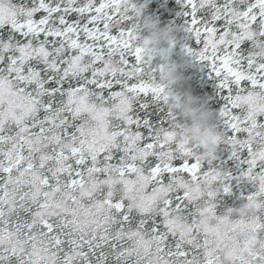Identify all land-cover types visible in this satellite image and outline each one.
Returning a JSON list of instances; mask_svg holds the SVG:
<instances>
[{"label":"snow or ice","instance_id":"obj_1","mask_svg":"<svg viewBox=\"0 0 264 264\" xmlns=\"http://www.w3.org/2000/svg\"><path fill=\"white\" fill-rule=\"evenodd\" d=\"M178 2L211 153L147 117L136 4L0 0V264H264V0Z\"/></svg>","mask_w":264,"mask_h":264},{"label":"clouds","instance_id":"obj_2","mask_svg":"<svg viewBox=\"0 0 264 264\" xmlns=\"http://www.w3.org/2000/svg\"><path fill=\"white\" fill-rule=\"evenodd\" d=\"M136 4L133 13L138 25L139 45L145 59L156 70V84L163 88L167 107L175 119L172 121L178 135L190 147L199 146L205 152H214L222 138L216 124V113L206 96L196 94L186 72L194 66L191 57L181 48L180 28L162 24L146 13L141 0H129Z\"/></svg>","mask_w":264,"mask_h":264},{"label":"water","instance_id":"obj_3","mask_svg":"<svg viewBox=\"0 0 264 264\" xmlns=\"http://www.w3.org/2000/svg\"><path fill=\"white\" fill-rule=\"evenodd\" d=\"M143 2V0H141ZM181 5L178 0H150L146 13L159 19L162 24H171L178 28L181 27L184 17L180 15ZM183 32H180L181 46L183 43ZM194 66L189 68L186 75L189 77V83L196 94L206 96L210 102V106L215 109L217 105L211 99L216 92L215 81L208 77V69L194 61ZM168 111L167 105L161 101L159 104H153L151 110L147 113V117L159 122L163 120Z\"/></svg>","mask_w":264,"mask_h":264}]
</instances>
